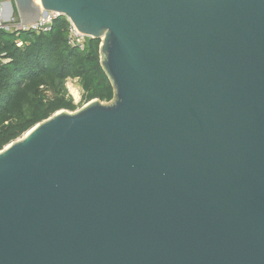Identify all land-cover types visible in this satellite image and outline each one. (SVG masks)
<instances>
[{
  "label": "water",
  "instance_id": "obj_1",
  "mask_svg": "<svg viewBox=\"0 0 264 264\" xmlns=\"http://www.w3.org/2000/svg\"><path fill=\"white\" fill-rule=\"evenodd\" d=\"M100 39L114 98L0 150V264H264V0H14Z\"/></svg>",
  "mask_w": 264,
  "mask_h": 264
},
{
  "label": "trees",
  "instance_id": "obj_2",
  "mask_svg": "<svg viewBox=\"0 0 264 264\" xmlns=\"http://www.w3.org/2000/svg\"><path fill=\"white\" fill-rule=\"evenodd\" d=\"M68 27V19L60 16L48 33L5 31L0 35L4 53L0 60V150L55 112L77 110L67 87L69 78L80 80L85 104L114 98L112 82L101 64V40L88 37L86 50L81 51L68 44Z\"/></svg>",
  "mask_w": 264,
  "mask_h": 264
},
{
  "label": "built area",
  "instance_id": "obj_3",
  "mask_svg": "<svg viewBox=\"0 0 264 264\" xmlns=\"http://www.w3.org/2000/svg\"><path fill=\"white\" fill-rule=\"evenodd\" d=\"M60 16H65V15L56 11L44 12L40 17V19L32 24H22L18 14H12L7 19L0 17V35L2 34V32L5 31L14 32L18 34L23 32L48 33L51 31L54 21ZM68 21H69L68 36H67L68 44L72 47H77L81 51L86 50L88 37L81 34L69 19ZM22 44L23 42L19 41V45ZM1 47H2V43L0 40V60L2 59L4 54L1 52Z\"/></svg>",
  "mask_w": 264,
  "mask_h": 264
},
{
  "label": "rangeland",
  "instance_id": "obj_4",
  "mask_svg": "<svg viewBox=\"0 0 264 264\" xmlns=\"http://www.w3.org/2000/svg\"><path fill=\"white\" fill-rule=\"evenodd\" d=\"M15 14H17V13L15 12ZM19 41H21V40H18V44H19ZM67 87H68L70 94L73 96L75 103L78 106L77 110L81 109L85 105V103H84V94L85 93H84V90L82 88L80 80L77 78H69L67 81Z\"/></svg>",
  "mask_w": 264,
  "mask_h": 264
},
{
  "label": "crops",
  "instance_id": "obj_5",
  "mask_svg": "<svg viewBox=\"0 0 264 264\" xmlns=\"http://www.w3.org/2000/svg\"><path fill=\"white\" fill-rule=\"evenodd\" d=\"M15 12L16 7L14 0H0V17L7 19L12 14H15Z\"/></svg>",
  "mask_w": 264,
  "mask_h": 264
}]
</instances>
